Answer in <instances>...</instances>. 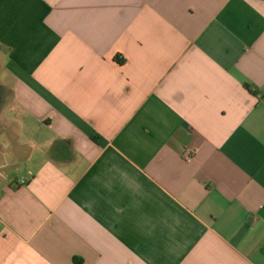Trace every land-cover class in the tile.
I'll return each mask as SVG.
<instances>
[{
	"label": "crops",
	"instance_id": "obj_1",
	"mask_svg": "<svg viewBox=\"0 0 264 264\" xmlns=\"http://www.w3.org/2000/svg\"><path fill=\"white\" fill-rule=\"evenodd\" d=\"M0 264H264V0H0Z\"/></svg>",
	"mask_w": 264,
	"mask_h": 264
},
{
	"label": "built area",
	"instance_id": "obj_2",
	"mask_svg": "<svg viewBox=\"0 0 264 264\" xmlns=\"http://www.w3.org/2000/svg\"><path fill=\"white\" fill-rule=\"evenodd\" d=\"M190 156H191V152H189V150H187L185 152V158H186V160H189L190 159Z\"/></svg>",
	"mask_w": 264,
	"mask_h": 264
}]
</instances>
